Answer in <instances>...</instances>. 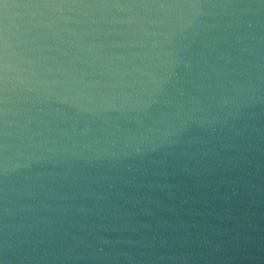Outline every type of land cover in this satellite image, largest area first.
Listing matches in <instances>:
<instances>
[{
	"label": "clouds",
	"instance_id": "obj_1",
	"mask_svg": "<svg viewBox=\"0 0 264 264\" xmlns=\"http://www.w3.org/2000/svg\"><path fill=\"white\" fill-rule=\"evenodd\" d=\"M0 5L5 22L19 8L5 0ZM136 6L162 11L167 19L160 23L174 21L163 33L165 42L175 36L189 43L164 53L170 57L168 74L142 73L152 87L146 90L149 99L137 101V115L127 117L135 130L117 126L92 143L52 141L51 148L13 157L8 109L0 108V264H192L197 249L219 251L220 245L194 231L196 225L178 211L199 214L192 195L171 203L181 181L190 180L199 191L207 183L202 178L227 173L218 181L231 186L225 199L241 188L253 203L264 198V124L251 123L264 117V0H156ZM193 44L202 51L196 53ZM7 70L5 60V105ZM96 131L85 125L73 135ZM24 135L31 140L42 133L25 125ZM41 143L47 141L32 146ZM170 164L173 172L151 175L177 183L148 179L149 166ZM153 191L164 192L169 202L153 199Z\"/></svg>",
	"mask_w": 264,
	"mask_h": 264
},
{
	"label": "water",
	"instance_id": "obj_2",
	"mask_svg": "<svg viewBox=\"0 0 264 264\" xmlns=\"http://www.w3.org/2000/svg\"><path fill=\"white\" fill-rule=\"evenodd\" d=\"M5 2L19 7L10 10L5 22L0 5V100L5 95V60L8 64V102L0 103V108L8 109V142L13 146L9 154L13 157L17 151L51 148L52 141L92 143L117 126L135 130L127 117L137 115V101L149 99L146 90L152 87L142 73L168 74L170 57L164 53L189 43L175 36L165 42L163 33L172 30L174 21L160 23L167 19L162 11L136 6L156 0H31L23 5L18 0ZM202 19L211 22V18ZM191 47L196 53L202 51L198 44ZM173 84L180 86L175 81ZM251 123L264 124V117ZM25 125L42 135H33L29 140L24 135ZM85 125L97 130L95 134L73 135ZM57 129L67 136L58 135ZM44 141L47 143L32 146ZM44 154L50 155L47 151ZM19 159L23 162L22 156ZM165 170L171 173L174 168L171 164L167 169L149 166L148 179L177 183L171 176L165 181L164 177L151 175ZM222 175L227 173L202 178L207 183L199 191L190 180L181 181L174 190L176 199L171 203L179 205L184 194L195 200L192 207L199 214L186 215L178 207L183 219L196 225L194 231L203 232L213 244L220 245L219 251L197 249L192 264H264V198L253 203L247 190L241 188L238 196L225 199L231 196V186L218 183ZM151 195L169 202L164 192L153 191ZM151 207L155 214H163L155 205Z\"/></svg>",
	"mask_w": 264,
	"mask_h": 264
},
{
	"label": "snow or ice",
	"instance_id": "obj_3",
	"mask_svg": "<svg viewBox=\"0 0 264 264\" xmlns=\"http://www.w3.org/2000/svg\"><path fill=\"white\" fill-rule=\"evenodd\" d=\"M3 0H0V3H2ZM18 3H20L21 5L23 4H28V3H32L31 0H18Z\"/></svg>",
	"mask_w": 264,
	"mask_h": 264
}]
</instances>
